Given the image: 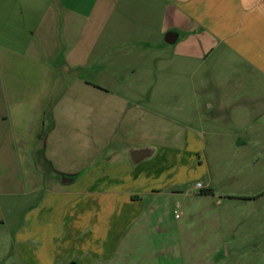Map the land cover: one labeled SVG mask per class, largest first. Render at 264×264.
I'll list each match as a JSON object with an SVG mask.
<instances>
[{
    "label": "crops",
    "instance_id": "1",
    "mask_svg": "<svg viewBox=\"0 0 264 264\" xmlns=\"http://www.w3.org/2000/svg\"><path fill=\"white\" fill-rule=\"evenodd\" d=\"M34 4L35 27L0 39L5 191L38 192L40 210L63 209L73 224L66 238L89 243L97 232L77 225L121 224L113 235L136 221L151 224L147 195H167L179 218L174 197L191 181L212 205L234 198L219 191L232 189L226 164H210L253 161L249 151L264 144V0ZM169 31L178 33L173 43ZM224 146L241 154L231 159ZM142 149L149 153L133 162L131 152Z\"/></svg>",
    "mask_w": 264,
    "mask_h": 264
},
{
    "label": "rangeland",
    "instance_id": "2",
    "mask_svg": "<svg viewBox=\"0 0 264 264\" xmlns=\"http://www.w3.org/2000/svg\"><path fill=\"white\" fill-rule=\"evenodd\" d=\"M34 2L0 0V12L6 14V22L5 17H0V25L6 26L0 39L25 37V32L35 27L30 13L37 10ZM24 44L25 41L21 47ZM249 152L254 157L250 162L210 161L212 171L216 170L214 165L226 164L222 172L230 174L224 180L232 189L219 191L232 193L229 195H234L233 199L225 198L222 204L212 205L209 198L199 195L196 181H191L174 197V201L182 202V208H177L179 218L175 217V204L167 195H147L145 199L151 209L145 214L151 224L136 221L122 228L123 231L115 230L113 235L109 231L121 228V224L91 223L87 229L77 225L85 235L97 232L93 235L97 240L90 243L80 234L66 238L65 233L73 224L66 225L63 209L52 216L46 215V209L40 210L37 200H33L38 197L42 200L38 192L21 194L14 187L13 191H5L11 178L4 176L9 184L0 186V264H67L76 258L82 264H264V144ZM207 154L211 155V151ZM240 154L237 148L224 146V155L231 159L232 155ZM3 174L0 169V175ZM250 196L254 199L244 200ZM86 200L89 201L88 197ZM111 235L114 239H110ZM79 246L86 254L78 255ZM108 247L113 250L104 256L106 252L102 251ZM100 256L102 261L97 260Z\"/></svg>",
    "mask_w": 264,
    "mask_h": 264
},
{
    "label": "water",
    "instance_id": "3",
    "mask_svg": "<svg viewBox=\"0 0 264 264\" xmlns=\"http://www.w3.org/2000/svg\"><path fill=\"white\" fill-rule=\"evenodd\" d=\"M178 38V33L175 32V31H169L167 33V37H166V41L169 42V43H173L177 40ZM149 153V150H146V149H142V150H134L131 152V157H132V160L133 162H138L140 161L142 158H144L147 154ZM64 181H70L71 179L69 178H66L64 177L63 178ZM67 264H77V261L76 260H73Z\"/></svg>",
    "mask_w": 264,
    "mask_h": 264
},
{
    "label": "trees",
    "instance_id": "4",
    "mask_svg": "<svg viewBox=\"0 0 264 264\" xmlns=\"http://www.w3.org/2000/svg\"><path fill=\"white\" fill-rule=\"evenodd\" d=\"M201 192L202 193H212L213 190L211 188H209V189H203ZM15 233H16V231L14 232V235H15Z\"/></svg>",
    "mask_w": 264,
    "mask_h": 264
},
{
    "label": "built area",
    "instance_id": "5",
    "mask_svg": "<svg viewBox=\"0 0 264 264\" xmlns=\"http://www.w3.org/2000/svg\"><path fill=\"white\" fill-rule=\"evenodd\" d=\"M197 186H198V187H201V183H200V182H198V183H197ZM177 214H178V213H177Z\"/></svg>",
    "mask_w": 264,
    "mask_h": 264
}]
</instances>
